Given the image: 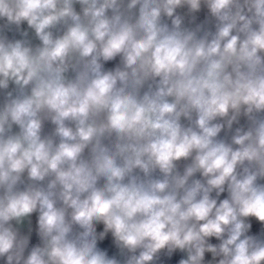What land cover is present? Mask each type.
<instances>
[{
    "label": "clouds",
    "instance_id": "1",
    "mask_svg": "<svg viewBox=\"0 0 264 264\" xmlns=\"http://www.w3.org/2000/svg\"><path fill=\"white\" fill-rule=\"evenodd\" d=\"M0 264H264V0H0Z\"/></svg>",
    "mask_w": 264,
    "mask_h": 264
}]
</instances>
